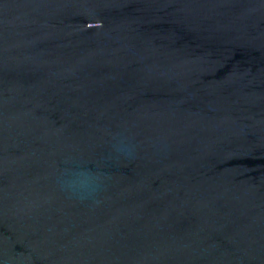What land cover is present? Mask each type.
Returning <instances> with one entry per match:
<instances>
[{"label": "water", "instance_id": "95a60500", "mask_svg": "<svg viewBox=\"0 0 264 264\" xmlns=\"http://www.w3.org/2000/svg\"><path fill=\"white\" fill-rule=\"evenodd\" d=\"M0 264H264V0H0Z\"/></svg>", "mask_w": 264, "mask_h": 264}]
</instances>
